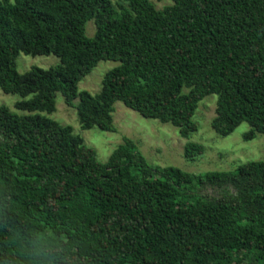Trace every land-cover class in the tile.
I'll return each mask as SVG.
<instances>
[{
  "label": "trees",
  "instance_id": "16d2710c",
  "mask_svg": "<svg viewBox=\"0 0 264 264\" xmlns=\"http://www.w3.org/2000/svg\"><path fill=\"white\" fill-rule=\"evenodd\" d=\"M114 1L0 0V90L26 113L0 106V264H264L263 161L194 175L149 165L124 139L101 163L38 114L59 93L81 130L113 132L119 102L188 140L216 95L218 137L241 123L244 141L264 137V0ZM19 54L59 64L19 74ZM101 61L118 65L96 95L78 92ZM203 153L184 145L187 162Z\"/></svg>",
  "mask_w": 264,
  "mask_h": 264
},
{
  "label": "rangeland",
  "instance_id": "374dc122",
  "mask_svg": "<svg viewBox=\"0 0 264 264\" xmlns=\"http://www.w3.org/2000/svg\"><path fill=\"white\" fill-rule=\"evenodd\" d=\"M14 0H9L13 2ZM114 3L115 1L112 0ZM157 10L171 4V0H150ZM95 28L92 21L85 25L87 37H92ZM59 64L57 57L27 56L19 54L16 59V71L23 74L31 68L47 70ZM116 62L101 61L78 83V92L85 91L94 96L100 91L101 80L106 72L115 68ZM216 95L205 97L199 104L193 116L198 130L185 140L178 135V130L169 124H162L156 120L145 119L137 113L116 102L112 113L113 132H103L97 128L81 130L76 111L68 107L63 97L55 95V111L52 114L38 113L48 117L60 125L70 126L75 135L80 136L87 147L95 151L97 160L101 163L107 161L114 149L124 139L132 140L146 163L158 167H176L189 174H203L206 172L233 171L237 165L263 161L264 162V137L257 135L250 141H244L243 135L250 129L248 124L241 123L227 137H218L210 127V122L215 116ZM20 100L18 95L4 94L0 90V106H5L12 113L24 115L14 108ZM78 99L73 104L76 105ZM187 142L200 144L204 153L193 163L183 158V148ZM202 194L218 196L219 192L205 189Z\"/></svg>",
  "mask_w": 264,
  "mask_h": 264
}]
</instances>
